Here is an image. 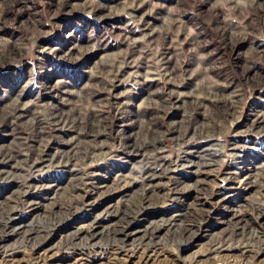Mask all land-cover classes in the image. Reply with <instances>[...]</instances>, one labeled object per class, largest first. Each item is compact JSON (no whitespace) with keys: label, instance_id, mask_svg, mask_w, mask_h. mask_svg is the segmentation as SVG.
<instances>
[{"label":"rangeland","instance_id":"1","mask_svg":"<svg viewBox=\"0 0 264 264\" xmlns=\"http://www.w3.org/2000/svg\"><path fill=\"white\" fill-rule=\"evenodd\" d=\"M0 264H264V0H0Z\"/></svg>","mask_w":264,"mask_h":264},{"label":"bare ground","instance_id":"2","mask_svg":"<svg viewBox=\"0 0 264 264\" xmlns=\"http://www.w3.org/2000/svg\"><path fill=\"white\" fill-rule=\"evenodd\" d=\"M23 228L19 227V228H16V231H21Z\"/></svg>","mask_w":264,"mask_h":264}]
</instances>
